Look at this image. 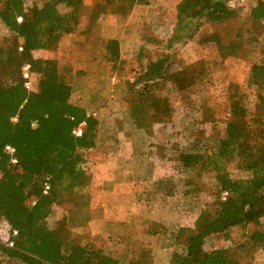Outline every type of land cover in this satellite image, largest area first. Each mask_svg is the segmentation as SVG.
Returning <instances> with one entry per match:
<instances>
[{
	"label": "rangeland",
	"instance_id": "1",
	"mask_svg": "<svg viewBox=\"0 0 264 264\" xmlns=\"http://www.w3.org/2000/svg\"><path fill=\"white\" fill-rule=\"evenodd\" d=\"M24 1L40 8L54 2L52 9L61 13L71 9L58 0ZM178 1L112 0L106 11L101 1L83 0L75 29L63 34L55 48L38 51L71 62L70 100L99 121L88 163L89 182L80 189L89 195L88 203L73 206L75 198L65 191L46 223L55 228L67 216L70 236L122 264L140 257L139 264H172L173 255L183 251L177 228L200 226L203 210L217 195L214 171L232 177L249 174L239 164L234 143L210 153L225 135L230 119L225 106L244 93L243 99L238 97L243 104L264 115V107H255V87L248 85L246 76L249 65L263 56L264 19L247 16L253 4L236 9L226 21L192 28L190 36L166 48ZM8 35L0 21V40ZM109 37L118 40L121 57L127 60L118 76L103 57ZM160 54L169 56L167 73L175 77L156 80L153 99L133 112L126 104L127 82L134 80L127 78L128 70L140 72ZM199 73L201 77L194 78ZM163 96L169 113L162 119L154 102ZM183 164L202 169L188 172ZM258 226L264 229V219ZM255 227L249 225L248 231ZM7 229L1 222L0 236L5 237ZM229 244L222 235H214L205 240L204 248ZM240 257L248 264H264V246L245 247Z\"/></svg>",
	"mask_w": 264,
	"mask_h": 264
},
{
	"label": "trees",
	"instance_id": "2",
	"mask_svg": "<svg viewBox=\"0 0 264 264\" xmlns=\"http://www.w3.org/2000/svg\"><path fill=\"white\" fill-rule=\"evenodd\" d=\"M99 1L106 11L112 6V0ZM58 2L67 3L71 9L61 13L52 9L54 2L40 8L24 0H0V21L9 31L0 40V223L16 230L11 246L0 239V264H122L115 256L70 236L67 216L55 228L46 223L53 204L65 191L75 198L73 206L88 203L89 195L80 189L89 182L88 163L96 148L99 123L95 114L70 100L71 62L33 55L34 50L55 48L61 36L72 32L78 23L83 0ZM248 10L251 20H263L264 0H257ZM234 11L228 8L227 0H179L166 48L190 36L192 28L226 21ZM103 49L111 73L118 76L126 70L127 60L121 57L116 38H107ZM262 50L263 56L249 65L246 75L248 85L255 87L256 108L264 107V41ZM168 57L160 54L150 58L140 72L128 70L127 78L134 80L127 82L130 98L126 104L133 112L153 99L156 80L175 77L167 73ZM24 64L29 65L31 89L23 85ZM198 77L201 73L194 76ZM138 82L141 84L136 87ZM238 97L243 99L245 94L232 97L225 106L230 116L225 135L210 153L234 143L239 164L249 174L232 177L226 171H214L217 195L203 210L200 226L177 228L183 251L173 255L172 264H248L241 260L240 252L245 247L264 246V229L258 226L264 219V115L248 108ZM154 104L161 118H166L167 97ZM81 122L82 132L75 135L72 130ZM7 145L13 148L12 153L5 149ZM183 157L184 152H180V160ZM182 167L188 172L202 169L186 164ZM44 182L49 185L46 192ZM223 191L227 192L224 198ZM252 224L257 227L248 231ZM214 235H222L231 244L204 248L205 240ZM141 259L127 264H139Z\"/></svg>",
	"mask_w": 264,
	"mask_h": 264
},
{
	"label": "built area",
	"instance_id": "3",
	"mask_svg": "<svg viewBox=\"0 0 264 264\" xmlns=\"http://www.w3.org/2000/svg\"><path fill=\"white\" fill-rule=\"evenodd\" d=\"M257 0H227V6L228 8L230 9H238L240 7H243L245 4L247 3H252L254 4ZM17 20H20V17L18 16L17 17ZM22 76L24 78V87L27 88V89H31L32 88V85H31V81H30V73H29V65L28 64H24L22 66ZM33 124V123H32ZM84 125V122H81L79 123V125L77 127H75L72 132L75 134V135H80L81 132H82V127ZM5 149L9 152V153H12L13 151V148L10 147V146H5ZM11 161L12 162H15L16 159L15 158H11ZM48 183L47 182H44L43 183V192H46L47 189H48ZM227 194L226 191H223L221 193V196L222 198L225 197V195ZM5 223V222H4ZM6 226H7V234L5 237L3 236H0V238L4 241H6L7 245L11 246L12 245V239H10L11 237L15 236L16 235V230L15 229H11L7 223H5Z\"/></svg>",
	"mask_w": 264,
	"mask_h": 264
},
{
	"label": "crops",
	"instance_id": "4",
	"mask_svg": "<svg viewBox=\"0 0 264 264\" xmlns=\"http://www.w3.org/2000/svg\"><path fill=\"white\" fill-rule=\"evenodd\" d=\"M40 50H42V49L34 50V51H33V55H34V56H40V57H46V56H41V55L38 54V51H40Z\"/></svg>",
	"mask_w": 264,
	"mask_h": 264
}]
</instances>
